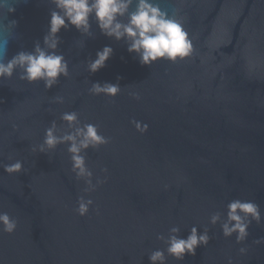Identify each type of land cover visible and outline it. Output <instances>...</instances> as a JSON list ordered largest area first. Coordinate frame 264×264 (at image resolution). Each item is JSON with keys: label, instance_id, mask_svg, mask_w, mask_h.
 Returning <instances> with one entry per match:
<instances>
[{"label": "water", "instance_id": "95a60500", "mask_svg": "<svg viewBox=\"0 0 264 264\" xmlns=\"http://www.w3.org/2000/svg\"><path fill=\"white\" fill-rule=\"evenodd\" d=\"M160 3L184 16L190 58L142 67L122 42L98 30L84 48L75 29L62 30L67 79L50 91L15 79L0 86V159H22L26 169L9 175L0 168V211L18 220L14 234L0 233V264H149L147 253L163 247L156 234L173 224L187 235L233 198L264 209V0ZM8 18L19 22L11 56L42 42L49 5L20 2ZM105 45L114 55L89 76L84 60ZM117 76L122 90L115 99L88 94V80L115 83ZM55 95L65 102L51 103ZM71 110L111 137L89 150V167L99 176L107 167L108 180L90 194L98 213L84 217L73 211L84 184L71 173L63 146L49 155L30 151L49 122ZM133 120L147 130L137 131ZM208 226L207 247L181 262L169 257L168 264H227L229 256L233 264H264V243L253 242L264 237V224L253 223L243 244Z\"/></svg>", "mask_w": 264, "mask_h": 264}, {"label": "clouds", "instance_id": "9594fccd", "mask_svg": "<svg viewBox=\"0 0 264 264\" xmlns=\"http://www.w3.org/2000/svg\"><path fill=\"white\" fill-rule=\"evenodd\" d=\"M28 0H0V86L13 79L28 85L42 84L50 91L58 86L61 79L70 76L69 60L60 45L63 43L61 31L75 29L80 34L76 41L80 48L85 47V40L95 38L96 30L104 37L122 42L129 54L143 67H150L156 62L178 63L190 58L194 53L193 39L185 27V18L174 6L163 7L160 0H47L49 18L46 31L41 40H36L32 48L21 46L20 50L8 55L10 41L18 40L16 29L18 20L9 19L14 14L16 5ZM114 55V49L105 45L84 60V70L89 76L96 74L107 66V61ZM123 59V58H122ZM121 76L116 82L88 80L87 92L93 96H105L111 99L117 97L122 87ZM134 99H140L138 93H130ZM61 95L51 98L53 104H63ZM49 111H52L50 108ZM136 130L143 133L147 125L140 121H131ZM17 126L13 125L16 130ZM111 142V137L100 131V125L82 120L76 110L63 111L58 120L52 119L43 130V136L38 144L30 146L33 153L44 155L54 153L63 146L70 162V171L76 181H82L84 187L76 200L73 211L76 215L87 216L90 210L97 211L91 193L95 192L108 180V169L102 167L103 176L96 175L88 164L89 150L98 151L101 146ZM8 163L0 159V168L4 172L20 174L25 169V161L11 159ZM255 223L264 224V209L251 199L233 198L227 201L223 209L210 213L208 225L219 226L221 235L235 238L237 244H243L250 236L249 229ZM208 225H192L187 235H182L180 225L173 224L167 233H157L156 240L163 247H156L147 253L149 264H168V259L181 262L186 256H195L198 248L208 246L211 236ZM18 227V220L7 211H0V233L12 235ZM264 243V237L253 241ZM241 255L247 248L238 249ZM227 264H233L232 257L227 258Z\"/></svg>", "mask_w": 264, "mask_h": 264}]
</instances>
